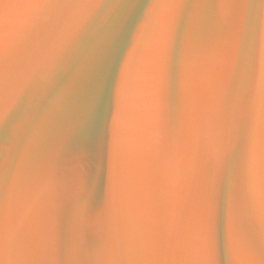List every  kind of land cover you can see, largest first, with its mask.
I'll use <instances>...</instances> for the list:
<instances>
[{
	"label": "water",
	"instance_id": "95a60500",
	"mask_svg": "<svg viewBox=\"0 0 264 264\" xmlns=\"http://www.w3.org/2000/svg\"><path fill=\"white\" fill-rule=\"evenodd\" d=\"M6 110L0 264H264L258 0H0Z\"/></svg>",
	"mask_w": 264,
	"mask_h": 264
},
{
	"label": "snow or ice",
	"instance_id": "6c2138e0",
	"mask_svg": "<svg viewBox=\"0 0 264 264\" xmlns=\"http://www.w3.org/2000/svg\"><path fill=\"white\" fill-rule=\"evenodd\" d=\"M258 2L261 4V5H264V0H258ZM7 113V110L0 113V116H3V115H6ZM211 215V213L209 212V216ZM51 246L54 248L55 246V239H54V236L52 238V241H51ZM213 248L211 246V237L209 236V246H208V252H209V255H212L213 254Z\"/></svg>",
	"mask_w": 264,
	"mask_h": 264
}]
</instances>
